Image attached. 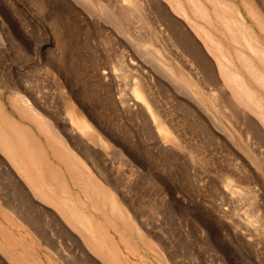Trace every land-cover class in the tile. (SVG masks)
Listing matches in <instances>:
<instances>
[{
  "label": "rangeland",
  "instance_id": "374dc122",
  "mask_svg": "<svg viewBox=\"0 0 264 264\" xmlns=\"http://www.w3.org/2000/svg\"><path fill=\"white\" fill-rule=\"evenodd\" d=\"M247 4L264 23V0ZM189 11L0 0V103L34 152L6 128L16 154L0 143V264H264V125L252 116L248 130L214 96L189 21L237 43Z\"/></svg>",
  "mask_w": 264,
  "mask_h": 264
},
{
  "label": "bare ground",
  "instance_id": "6f19581e",
  "mask_svg": "<svg viewBox=\"0 0 264 264\" xmlns=\"http://www.w3.org/2000/svg\"><path fill=\"white\" fill-rule=\"evenodd\" d=\"M165 2L170 6V9L172 11L174 9L177 16L184 17L185 19H190L191 14L189 8L191 7L194 11L196 9V12L198 11V13L208 22L216 19L223 24L224 31L221 33H223V36L225 37L229 33V37L231 36V39H234L233 41H235L237 45L235 44V46L231 47V45L233 44L232 43L230 47H228L222 41L221 36L213 33L211 29L203 27L200 31L198 28H196L194 22L189 21L192 29L194 30L193 32L198 37H200L199 40L204 43L203 46L206 50H204L206 54L204 55L203 53H201L204 51H200L199 48H197L198 50L194 49V46L193 49L191 48L193 44H189H191L190 42L193 39L191 37L192 34L189 33V30L181 28V21L176 19L178 17L172 18L170 16V18H172L171 22L175 26V31L177 32L179 30L181 32L180 39L185 41L187 43V48H191V50L196 53V56L199 57L201 63L199 62L198 58V61L196 62H199V65H202V68L204 69L203 72H205L204 74H206L205 77L210 74V76L208 75L209 77L207 78H210V81L213 82L215 86L214 96L217 97V99L218 97H220V99L223 101L222 103L225 102L224 107L228 106V108L233 110V112L241 114L248 124V130L253 129L256 126L257 120L254 121L255 118L253 119L252 116L258 117L264 125V42L258 35L254 24L246 20V17L241 11L240 6L232 0H188V3L184 2L183 0H165ZM242 2L245 5L250 16L254 20H256L257 26L264 31V23L260 20L261 18H259L255 14L254 10L248 7L249 5L247 4V0H242ZM176 6H178L179 9H177ZM167 15L168 12L167 8L165 7V16ZM168 17L169 16H167V18ZM198 44L195 46L198 47ZM191 50L190 53L192 54ZM206 52H208L209 55H207ZM162 68L166 76L174 78V73L171 70L172 67L169 68L165 65V69L164 67ZM213 72L219 74L220 79H217L218 81H216V76ZM178 82L179 80H177V83ZM180 85L182 84L180 83ZM136 87L137 88L135 92L137 93L138 97L144 98L141 90L138 88V86ZM251 101L258 102L251 103ZM252 104L253 106H256L253 107ZM20 111L24 113L29 110L26 109V107L22 108L21 106ZM35 113L36 112H34L33 115L37 116ZM8 115L9 114H6L3 106L0 103V121L4 123V127L0 124V143L9 154L15 156L16 153L10 140L12 138H10V136L8 135L10 134L19 141L24 149H26L27 152H24L27 155L34 156V152L25 131L19 128L18 124L14 123ZM237 116L235 118H237ZM76 117V122L78 123L80 128L85 131L87 129L89 130V124L87 123V121L83 119V117ZM238 119L240 120V118ZM43 120L44 119H42L41 121L44 124L45 122ZM6 128H8V134L6 132ZM160 128L165 130V133L167 132V129L163 124L160 125ZM78 216L79 220L82 221V217H80L79 213Z\"/></svg>",
  "mask_w": 264,
  "mask_h": 264
}]
</instances>
